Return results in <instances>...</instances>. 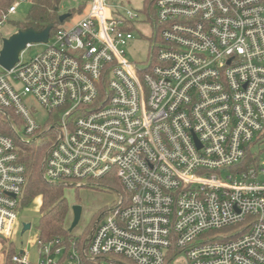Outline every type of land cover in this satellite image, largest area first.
<instances>
[{
  "label": "built area",
  "instance_id": "obj_1",
  "mask_svg": "<svg viewBox=\"0 0 264 264\" xmlns=\"http://www.w3.org/2000/svg\"><path fill=\"white\" fill-rule=\"evenodd\" d=\"M9 1L0 29L32 4ZM82 5L40 54L1 69L0 107L22 141L49 136L44 180L114 178L123 193L90 235L39 239L35 264H264V168H238L264 133V0ZM138 24L152 29L146 63L126 58ZM25 185L0 135V264H33L13 241Z\"/></svg>",
  "mask_w": 264,
  "mask_h": 264
},
{
  "label": "rangeland",
  "instance_id": "obj_2",
  "mask_svg": "<svg viewBox=\"0 0 264 264\" xmlns=\"http://www.w3.org/2000/svg\"><path fill=\"white\" fill-rule=\"evenodd\" d=\"M125 2L132 3V7L140 6L143 0H124ZM83 0H60L58 5L59 15L67 14L69 12L78 11L82 5ZM31 9V5L22 4L17 13L12 17V22L19 23L24 21ZM76 14V13H75ZM12 22L4 24L0 29V50L2 47V40L10 37L16 32V28L12 25ZM71 21H65L63 24H58L57 27L67 26ZM142 38L136 37V39L125 48L126 58L130 62L146 63L148 60V49L152 46V29L148 25L138 24L136 26ZM45 49L44 44H34L31 48H27L25 52L20 56L21 60L27 62L40 54ZM0 67V72H1ZM27 104L30 106L34 116L39 120L41 127L43 128L49 119V114L43 111L31 97H27ZM41 120V121H40ZM22 134L21 132H19ZM45 141L49 140V136H44ZM251 152L256 155L258 166L264 168V133L260 134L250 145ZM262 181L264 177L259 176ZM96 183V182H95ZM92 183V184H95ZM104 187H73L74 182L68 183L69 186L64 188V197L70 206L81 207V217L78 225L72 230V234L75 236H87L92 231L95 222L99 219L101 214L105 213L108 209L112 208L120 195L123 193L122 187L118 181H114L111 178H104L98 182ZM77 184V183H76ZM81 185L86 182H81ZM88 184V183H87ZM40 198L34 199L27 206L22 207L20 210L18 223L15 233L13 235V241L16 251H25L28 254L31 263L35 264L38 261V226L40 219ZM72 221V215L68 216V224L70 226ZM24 223L30 224V229L22 232V225ZM109 260H114L122 264H133L127 259L118 256H108Z\"/></svg>",
  "mask_w": 264,
  "mask_h": 264
},
{
  "label": "trees",
  "instance_id": "obj_3",
  "mask_svg": "<svg viewBox=\"0 0 264 264\" xmlns=\"http://www.w3.org/2000/svg\"><path fill=\"white\" fill-rule=\"evenodd\" d=\"M154 0H145L147 7ZM60 0H32L31 9L27 18L19 23L12 22V25L18 30L32 28L35 31L43 30L47 25L52 24V32L57 29L59 21V5ZM10 5L9 0H0V9L7 8ZM82 6L78 11H81ZM74 15V12H70ZM50 119L46 122L49 123ZM20 120L15 117L10 110L0 107V135H5L13 139L17 147V153L20 163L25 167L26 185L21 200V208L27 206L34 199L40 198V219L38 226V238L41 240H49L53 237H60L65 240L75 236L68 231V216L71 213L70 206L64 197V188L68 187L63 183H52L44 180L42 161L48 149L49 141L40 142H24L22 141L20 129ZM258 161L250 148L246 149L244 159L239 164L240 171L258 168ZM114 181V178H111ZM98 180L95 184H89L87 187H104L100 185ZM91 233V232H90ZM90 235V234H88ZM87 235V236H88ZM85 237V236H81ZM12 253L10 249L8 256Z\"/></svg>",
  "mask_w": 264,
  "mask_h": 264
},
{
  "label": "water",
  "instance_id": "obj_4",
  "mask_svg": "<svg viewBox=\"0 0 264 264\" xmlns=\"http://www.w3.org/2000/svg\"><path fill=\"white\" fill-rule=\"evenodd\" d=\"M70 14L60 15L58 18L59 23H63ZM53 25H47L41 31H35L32 28L25 30H18L10 37L2 40V47L0 50V67L5 71H10L19 61L20 54L25 50L29 44H45L48 41L50 31ZM81 207L72 206L71 215L72 221L68 228L69 232L78 225L81 217ZM30 224L24 223L22 225V232L29 230Z\"/></svg>",
  "mask_w": 264,
  "mask_h": 264
},
{
  "label": "flooded vegetation",
  "instance_id": "obj_5",
  "mask_svg": "<svg viewBox=\"0 0 264 264\" xmlns=\"http://www.w3.org/2000/svg\"><path fill=\"white\" fill-rule=\"evenodd\" d=\"M98 220H99V219H98ZM98 220H97V221H98ZM97 221L95 222V224L97 223Z\"/></svg>",
  "mask_w": 264,
  "mask_h": 264
}]
</instances>
